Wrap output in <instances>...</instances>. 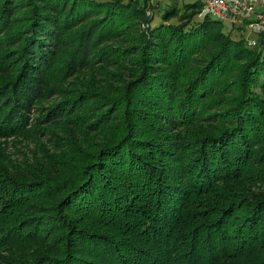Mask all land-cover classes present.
I'll return each instance as SVG.
<instances>
[{
    "label": "trees",
    "instance_id": "1",
    "mask_svg": "<svg viewBox=\"0 0 264 264\" xmlns=\"http://www.w3.org/2000/svg\"><path fill=\"white\" fill-rule=\"evenodd\" d=\"M201 6L0 0V264H264V32Z\"/></svg>",
    "mask_w": 264,
    "mask_h": 264
},
{
    "label": "built area",
    "instance_id": "2",
    "mask_svg": "<svg viewBox=\"0 0 264 264\" xmlns=\"http://www.w3.org/2000/svg\"><path fill=\"white\" fill-rule=\"evenodd\" d=\"M147 3L148 15L152 14L154 5L161 0H140ZM202 3L199 15L210 16L231 26L249 28L258 35L264 32V0H200ZM245 36V35H244ZM246 39L248 37L245 36ZM257 39L250 38L249 43L255 45Z\"/></svg>",
    "mask_w": 264,
    "mask_h": 264
},
{
    "label": "rangeland",
    "instance_id": "3",
    "mask_svg": "<svg viewBox=\"0 0 264 264\" xmlns=\"http://www.w3.org/2000/svg\"><path fill=\"white\" fill-rule=\"evenodd\" d=\"M192 1H194V0H185V2H192ZM169 2H170V0H161L159 2V4L151 7V8H153L152 11H154L155 16L154 17L152 16L153 21H151L150 24L155 25V23L162 20L160 18V16L162 15L165 7H167L169 5ZM178 2H179V5H182L184 0H178ZM198 19H202V16L198 15ZM225 24H226V30L230 31L234 37H239V36H243L244 38H245V36L248 37V39L245 38V40L249 46H254V45H251L249 43L250 38L257 39L258 36L260 35V34L258 35L257 33L251 32V30L249 28H246V27L241 28V29H237V28L233 29L231 25H229L227 23H225ZM10 149H11V151H14L17 154L16 156L19 157L20 159H23L22 154H27V156H29V158H31L33 156L32 155L33 152H35V151L37 152V150H39V148H37L35 142L30 141V140L24 141L21 144L18 143L17 145H11Z\"/></svg>",
    "mask_w": 264,
    "mask_h": 264
}]
</instances>
